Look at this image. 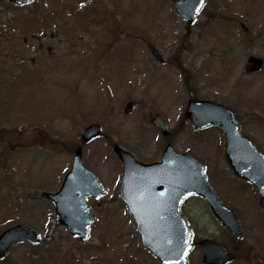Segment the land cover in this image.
Here are the masks:
<instances>
[{"label": "rangeland", "instance_id": "374dc122", "mask_svg": "<svg viewBox=\"0 0 264 264\" xmlns=\"http://www.w3.org/2000/svg\"><path fill=\"white\" fill-rule=\"evenodd\" d=\"M172 2L0 0V228L22 223L43 237L36 249L15 245L0 264H161L141 247L132 215L115 198L122 167L107 142L142 161L158 158L164 145L154 115L176 131L177 151L204 161L212 189L255 234L257 195L236 179L221 132L198 133L182 116L189 98L223 103L264 149V66L245 70L249 56L264 60V0H207L192 25ZM151 47L167 62L158 63ZM92 122L107 136L84 147L83 162L107 194L88 201L93 223L84 243L55 222L53 203L38 193L59 189L73 161L69 149ZM184 209L200 236L225 239L202 199ZM198 257L193 249L190 261Z\"/></svg>", "mask_w": 264, "mask_h": 264}, {"label": "water", "instance_id": "95a60500", "mask_svg": "<svg viewBox=\"0 0 264 264\" xmlns=\"http://www.w3.org/2000/svg\"><path fill=\"white\" fill-rule=\"evenodd\" d=\"M6 1L26 4L32 0ZM203 1L176 0L174 3L176 9L183 16L193 21ZM153 54L159 61H163L159 50H154ZM262 64V59L250 57L247 70L257 71L262 67ZM186 115L192 119L197 128L211 124L220 126L225 132L228 156L237 173L255 181L264 193V155L255 150L251 140L239 135L238 125L233 113L224 105L206 100L197 101L192 99L188 103ZM154 122L162 129L164 134H167L163 119L155 117ZM101 133V126L93 123L83 130L81 138L83 142H87L101 135ZM237 146L245 147V150L238 152ZM115 151L122 159L125 168L122 197L129 203L130 209L136 217L139 230L143 235L144 244L160 259L168 261V258L171 257L168 251L174 238L176 242L181 240L184 253L189 240V232L185 220L180 217L176 207L173 208L171 213L168 209H164L160 197H158L159 201L157 199L156 201L153 197H139L137 186L143 185L146 181H149L150 185H152L156 173L160 181L167 178L171 181L172 186H174V181H176L178 184L177 189H180V200L190 193L204 196L219 219L239 235L240 232L234 213L223 206L215 193L209 188L203 175V167L191 155L176 154L171 146H168L161 163L144 164L136 161L131 153L123 150L118 145L115 146ZM74 157L73 168L67 175L61 190L58 193H44V196L55 200L61 222L69 224L71 232H78L81 238L85 239L90 224V219L85 210V198L88 194H95L102 192V190L93 174L82 165V147L77 148ZM166 175L169 176L167 177ZM176 197L179 198L178 193H176ZM165 210L170 212L166 216L162 213ZM171 219H175L176 223L172 224L170 222ZM166 223L169 224L168 229ZM19 240H28L36 244L39 242V233L22 225L6 230L0 236V258ZM203 244H205L206 248L205 262L224 264V259L219 252L216 261H210L212 258L210 252L212 250H220L214 242L205 240Z\"/></svg>", "mask_w": 264, "mask_h": 264}, {"label": "flooded vegetation", "instance_id": "af4514ba", "mask_svg": "<svg viewBox=\"0 0 264 264\" xmlns=\"http://www.w3.org/2000/svg\"><path fill=\"white\" fill-rule=\"evenodd\" d=\"M259 229L264 232L263 225L261 227L259 225ZM254 240L257 241V239H254ZM255 245H256V248H259V244L258 245L255 244ZM254 264H264V260H262L260 255H258L256 253L254 254Z\"/></svg>", "mask_w": 264, "mask_h": 264}, {"label": "bare ground", "instance_id": "6f19581e", "mask_svg": "<svg viewBox=\"0 0 264 264\" xmlns=\"http://www.w3.org/2000/svg\"><path fill=\"white\" fill-rule=\"evenodd\" d=\"M184 70L188 71V68L187 67H184Z\"/></svg>", "mask_w": 264, "mask_h": 264}]
</instances>
